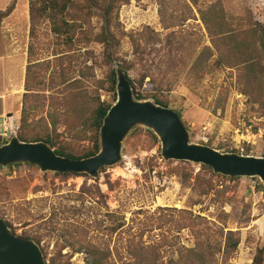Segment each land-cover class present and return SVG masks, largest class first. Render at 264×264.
I'll return each mask as SVG.
<instances>
[{
  "label": "rangeland",
  "instance_id": "1",
  "mask_svg": "<svg viewBox=\"0 0 264 264\" xmlns=\"http://www.w3.org/2000/svg\"><path fill=\"white\" fill-rule=\"evenodd\" d=\"M10 3L0 0V11ZM204 16L213 22L211 32ZM111 19L119 44L109 52L99 40V14L85 20L71 46L56 39L49 23L39 25L30 73L33 85L42 81L40 71L46 75L45 89L26 99L28 135L54 136L55 116L61 144L77 155L91 150L97 100L113 104L110 76L121 68L146 100L156 97L179 113L192 142L264 157V71L256 66L259 57L264 65V0H124ZM30 27L29 0H17L0 24L1 139L10 124V139L22 128ZM50 77L62 85L52 89ZM208 169L164 161L159 139L138 127L124 143L123 161L98 179L43 174L28 165L0 168V218L15 235L40 242L48 264H88L89 250L99 244L122 264L120 257H131L135 247L164 238L194 248L192 213L237 235L229 264H253L264 250V186ZM113 217L124 225L116 234Z\"/></svg>",
  "mask_w": 264,
  "mask_h": 264
},
{
  "label": "water",
  "instance_id": "2",
  "mask_svg": "<svg viewBox=\"0 0 264 264\" xmlns=\"http://www.w3.org/2000/svg\"><path fill=\"white\" fill-rule=\"evenodd\" d=\"M116 101L99 131V152L89 158L62 157L47 143L23 142L13 137L0 146V168L30 166L43 174H77L98 179L103 169L123 161L124 143L138 127L151 131L161 143L164 161L189 162L212 169L230 179L257 178L264 186V157L223 153L192 142L178 112L151 100H138L121 69L116 70ZM0 264H48L41 247L33 240L15 235L0 218Z\"/></svg>",
  "mask_w": 264,
  "mask_h": 264
},
{
  "label": "trees",
  "instance_id": "3",
  "mask_svg": "<svg viewBox=\"0 0 264 264\" xmlns=\"http://www.w3.org/2000/svg\"><path fill=\"white\" fill-rule=\"evenodd\" d=\"M117 1V3H116ZM124 0H29L30 7V37L31 42L29 45V66L27 68V78L25 82L24 103L21 115V129L18 133V137L23 142H39L43 141L50 145L58 155L71 159L79 160L92 157L96 155L99 150V131L103 124V120L106 117L109 109L116 101V74L112 71L111 79V90H113L114 98L113 104L100 103L97 100V107L93 111L92 125L95 130V138L93 140V146L91 150L87 151L82 155H77L69 147L64 146L58 139L56 134L57 122L55 116H51L52 125L54 126V136L49 132L39 135L36 133L28 135L25 132L26 126L29 127V118L32 115V110L27 107V98L31 95L36 97L40 96V92H43L45 88L46 75L40 71L42 81L38 80V84L33 85L31 81L30 69L35 60L37 45L35 40L38 33L39 25L43 22H47L50 25L51 33L58 39L61 43L66 46H71L74 44L75 39L78 34V29L83 25L85 20H87L92 14H99L100 19L104 22L102 32L99 36V40L106 46L108 52L110 49L114 50L116 46L114 44H119L115 35L112 34V19L111 16L116 9L117 5H121ZM17 5V0H11L9 6L4 10L0 11V24L15 11ZM216 8V7H215ZM209 11V10H208ZM217 11V9H216ZM74 14V15H73ZM212 14H216L215 10H212ZM219 18L217 17L216 20ZM204 22L207 25L208 31L211 32L212 21L205 18ZM147 35V33H146ZM222 35L225 39H232L231 42L235 40V34L230 33V31H222ZM148 38L150 39L149 35ZM153 40L156 38L151 37ZM240 50L247 51L244 43L240 42ZM262 58L259 57V62L256 66H261L262 72L264 71V65L262 66ZM50 64V63H49ZM44 65L40 67L43 68ZM45 70V68H43ZM50 69L47 68V72ZM43 70V71H44ZM127 75V74H126ZM134 90V94L138 100H146L149 97L137 91L134 82L127 76ZM34 79V78H33ZM49 84L51 88H55L56 85H62L54 80V78H49ZM56 90V89H55ZM156 104L167 108V103L154 98ZM68 121L69 118H66ZM7 142L6 139L0 138V146ZM204 169H208L202 166ZM104 170V169H103ZM210 171V169H208ZM103 172V171H102ZM60 176L61 174H56ZM77 174H64L63 176H70ZM87 177L86 175H80ZM228 179V178H226ZM238 179V178H237ZM193 224V230L196 235L195 247L186 248L181 245L178 238L174 237L172 241L167 239H162L151 245L141 244L139 247H135L131 251V257H120L122 264H229L233 255L237 252L240 240L234 232L225 230L218 226L211 227L209 223L200 216H194L192 213H187ZM114 226L111 227L110 232L116 234L120 229L123 228V224L119 220L113 217ZM7 224V223H6ZM183 225L180 230H182ZM28 239V238H25ZM40 242H37L39 245ZM222 256V257H220ZM52 264H56L55 261ZM61 264V263H60ZM88 264H116L114 262L113 254L110 248L99 244L92 247L88 252ZM253 264H264V250H259L253 260Z\"/></svg>",
  "mask_w": 264,
  "mask_h": 264
},
{
  "label": "built area",
  "instance_id": "4",
  "mask_svg": "<svg viewBox=\"0 0 264 264\" xmlns=\"http://www.w3.org/2000/svg\"><path fill=\"white\" fill-rule=\"evenodd\" d=\"M8 128H9V129H8ZM9 130H10L11 132H13L14 127L12 126V124H10L9 127H7V129H6V133H5V135H4V136H5L4 139H6L7 141L10 139V137H6V136H7V132H8Z\"/></svg>",
  "mask_w": 264,
  "mask_h": 264
},
{
  "label": "flooded vegetation",
  "instance_id": "5",
  "mask_svg": "<svg viewBox=\"0 0 264 264\" xmlns=\"http://www.w3.org/2000/svg\"><path fill=\"white\" fill-rule=\"evenodd\" d=\"M20 237V236H19ZM23 238V237H22Z\"/></svg>",
  "mask_w": 264,
  "mask_h": 264
}]
</instances>
